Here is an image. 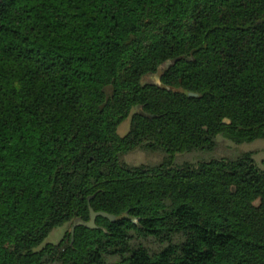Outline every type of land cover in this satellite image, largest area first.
I'll return each instance as SVG.
<instances>
[{
    "label": "trees",
    "instance_id": "1",
    "mask_svg": "<svg viewBox=\"0 0 264 264\" xmlns=\"http://www.w3.org/2000/svg\"><path fill=\"white\" fill-rule=\"evenodd\" d=\"M217 134L264 138V0H0V264H264V159H172Z\"/></svg>",
    "mask_w": 264,
    "mask_h": 264
},
{
    "label": "rangeland",
    "instance_id": "2",
    "mask_svg": "<svg viewBox=\"0 0 264 264\" xmlns=\"http://www.w3.org/2000/svg\"><path fill=\"white\" fill-rule=\"evenodd\" d=\"M164 65H161L156 73L146 74L142 76V83H159V74L163 70ZM134 112H141V108L136 106L130 111L128 117L121 122L118 126V133L124 135L130 127L131 116ZM251 152L256 164L263 168L262 160L264 159V138H256L250 142L234 143L221 134L215 136L214 146L211 148L199 149L194 148L189 151H177L172 157L176 164H192L199 160H207L210 158H225L233 159L239 156L243 152ZM168 154L161 150H142L135 148L130 150L124 155V160L131 165L139 164H156L164 159ZM72 222L69 221L61 226L53 228L45 237L43 242L37 247V249L43 247L45 244H56L60 240L64 242L67 240V234H71ZM142 244L150 252L159 250L164 244L158 239L152 237L140 238L136 236L134 238V244Z\"/></svg>",
    "mask_w": 264,
    "mask_h": 264
},
{
    "label": "water",
    "instance_id": "3",
    "mask_svg": "<svg viewBox=\"0 0 264 264\" xmlns=\"http://www.w3.org/2000/svg\"><path fill=\"white\" fill-rule=\"evenodd\" d=\"M190 95H195V93H189ZM88 210H89V219L88 220H82L80 218H76L73 220L72 222V227H71V234H73L74 228L76 226H86L89 228H95L96 224H95V218L97 216H104L107 217L110 220H114L115 216L113 214L107 213L105 211H95L90 204H88Z\"/></svg>",
    "mask_w": 264,
    "mask_h": 264
},
{
    "label": "flooded vegetation",
    "instance_id": "4",
    "mask_svg": "<svg viewBox=\"0 0 264 264\" xmlns=\"http://www.w3.org/2000/svg\"><path fill=\"white\" fill-rule=\"evenodd\" d=\"M159 83H160V81H159ZM159 83H153V84H159Z\"/></svg>",
    "mask_w": 264,
    "mask_h": 264
}]
</instances>
